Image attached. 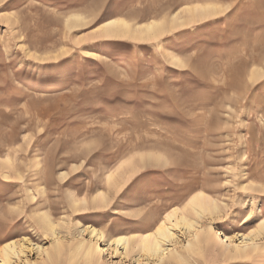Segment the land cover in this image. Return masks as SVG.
Masks as SVG:
<instances>
[{
	"label": "rangeland",
	"instance_id": "rangeland-1",
	"mask_svg": "<svg viewBox=\"0 0 264 264\" xmlns=\"http://www.w3.org/2000/svg\"><path fill=\"white\" fill-rule=\"evenodd\" d=\"M206 1L224 12L158 40L93 37L112 18L141 23ZM73 14L84 24L69 29ZM141 153L130 182L108 185ZM199 189L222 206L201 222L220 228L221 245L202 244L191 263L264 264V250L230 258L224 236L239 242L264 219V0H0V251L34 246L10 264L40 261L37 246L87 226L105 231L103 264H138L109 238L151 231ZM100 191L110 205L98 210ZM74 198L89 207L74 210ZM69 250L55 264H82Z\"/></svg>",
	"mask_w": 264,
	"mask_h": 264
},
{
	"label": "bare ground",
	"instance_id": "bare-ground-1",
	"mask_svg": "<svg viewBox=\"0 0 264 264\" xmlns=\"http://www.w3.org/2000/svg\"><path fill=\"white\" fill-rule=\"evenodd\" d=\"M224 9L223 5L206 1L184 5L173 13L141 23L123 17H116L104 21L97 26L93 30L95 31L93 37L105 39L121 38L140 42L158 40L165 33L192 26L203 19L224 12ZM84 19L80 14H73L67 19V27L69 29L79 27L81 24H84ZM65 52L63 51L58 55H63ZM257 73L258 71H255L253 76ZM139 157V162L132 155V157L121 163L118 169L123 170V167L125 169L126 166L124 164L126 163L127 170L120 171L121 173L118 170L119 175L118 173L110 172L106 176L108 185L112 184L119 191L125 183L130 182L129 180L132 176L135 177L136 173L144 166L143 162L146 161L145 158L147 156L141 153ZM10 160L11 158H6L4 160L5 164L1 165L2 168L11 169L12 162ZM117 175L118 177H116ZM76 200L75 198L72 200L76 208L79 205H84V209L89 207L90 203H88L89 200L87 198L82 201ZM92 200V204H94L92 206L98 208V210L105 209L110 205L105 192L100 191ZM219 204L220 202L214 196L204 191V189L196 190L186 199L182 206L172 207L165 212L163 217L157 220V224L151 231L145 230L148 226H142L141 228L145 232L112 236L109 238L110 246H115V251L118 250L119 245L123 246L125 254H132V258L138 264H192L191 257L199 254L203 245L214 248L217 245H221L218 239V234L221 233L220 228L218 227V231H215L213 227H203L204 225L201 224L206 216L214 218L220 212L222 206L220 207ZM79 209L74 208L77 211ZM137 213L140 214L139 211ZM40 215L42 216V214ZM41 216L39 219H41ZM42 219L46 223V227L48 228H45L49 229L51 236H56L58 226L54 225L55 222L51 221L48 214L43 215ZM182 230H184L183 234H189V239L181 240L180 233ZM104 232L95 227L87 226L80 231L81 238L79 237L69 243L65 242L66 240L55 238L53 244L48 248H44L43 246L36 247L40 252V256L43 255L44 259L40 261H26L25 264H55V261L62 256L63 249L67 246L70 248L68 253L70 260L80 258L82 264H103L101 262L102 247L97 243L98 238L104 236ZM85 233L90 234L89 239L83 236ZM224 236L225 240L229 241L228 246H235L236 248L233 255L229 254L230 258L245 257L254 255L255 253L258 254V252L261 254L262 252L260 251L264 250V242H262V245L258 243L264 239V219L257 222L253 230L242 234L240 236L242 240L239 242L237 234L224 232ZM179 245L180 247H178ZM29 247H31V251L34 249L32 243L29 244L26 238L5 243L0 251L2 263L10 264L15 257L19 258L21 255L26 254Z\"/></svg>",
	"mask_w": 264,
	"mask_h": 264
}]
</instances>
